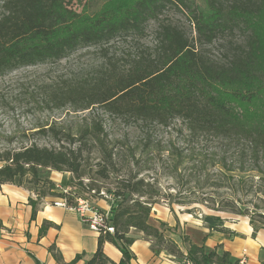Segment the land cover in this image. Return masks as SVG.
<instances>
[{"label":"trees","instance_id":"trees-1","mask_svg":"<svg viewBox=\"0 0 264 264\" xmlns=\"http://www.w3.org/2000/svg\"><path fill=\"white\" fill-rule=\"evenodd\" d=\"M0 2V77L58 62L81 49L117 39H141L149 23L158 22L157 45L152 51L133 58L126 71H108L88 86L57 87L49 95L48 107L59 110L72 106L87 111L100 105L128 122L165 128L181 121L192 137L206 136L226 143L239 160L228 163L225 158L220 164L230 173L246 174L238 177L241 184L246 179L254 184L256 179L250 192L264 203V0H204L205 9L192 0H120L116 5L107 3L93 15L68 9L65 0ZM172 6L187 13L195 39L178 26L160 21ZM236 35L243 40L236 41ZM219 39L227 42L222 60L204 49ZM237 101L261 111L240 109ZM259 103L261 107H257ZM39 132L51 133L57 145L49 148L32 143L0 152V189L16 184L31 190L36 196L30 199L34 215L46 198L64 199L69 206L79 198L88 200L86 195L91 193L94 199H104L95 181L110 178L118 146H109L103 125L96 121L91 128L80 127L75 133L58 128ZM86 152L87 156L99 154L93 171L87 170ZM175 152L173 155H180ZM132 162L130 167L137 171H129L117 181L116 189L108 192L114 208L106 225L114 228V234L103 229L98 232V249L86 264H132L131 246L136 240L132 231L151 240L156 254L165 252L184 264H245L222 246L208 251L194 244L178 226L163 222L159 227L151 225L150 216L161 193L156 183L140 177L146 170L141 161L133 156ZM45 170L69 173V191L59 192L50 178L43 177ZM85 177H89L88 184ZM226 204L218 211L245 215L234 201ZM254 216L251 222L264 227V212ZM52 226L45 222L40 236ZM175 234L181 236L184 250L173 239ZM106 242L121 251L119 263L105 255Z\"/></svg>","mask_w":264,"mask_h":264},{"label":"rangeland","instance_id":"rangeland-1","mask_svg":"<svg viewBox=\"0 0 264 264\" xmlns=\"http://www.w3.org/2000/svg\"><path fill=\"white\" fill-rule=\"evenodd\" d=\"M119 1L65 0V6L77 13L93 15L107 3L116 5ZM192 1L205 9L204 0ZM2 12L0 2V16ZM160 21L172 23L183 29L190 38H196L187 13L174 6L160 17ZM158 25V22H150L141 39H117L107 45L81 49L58 62L22 68L0 77V152L32 143L52 148L57 145L52 134H40L39 131L58 128L75 133L80 127L91 128L97 121L108 135L109 146H118L115 150L118 154L116 168L110 178L95 181L103 198L113 201V196L108 192L114 191L117 181L129 171H137L132 165L130 167L134 156L141 161V167L146 169L140 177L156 183L161 193V197L156 200L159 206L166 204L168 207L181 208L185 213L192 211L204 217V213H222L218 209L227 205V201H234L236 209L245 215L228 212L219 215L230 218L255 217V214L264 212V203L250 192L257 180L253 184L250 179H246L241 184L238 177H245L246 174L230 173L220 164L225 158L228 163L239 160L237 155L233 157L232 151L225 147L226 143L206 136L192 137L181 121H175L169 128H165L156 124L128 122L109 114L100 105L87 111L76 110L72 106L59 110L48 107L50 93L59 86H88L104 77L108 71H126L133 58L156 47ZM234 39L243 40L239 35ZM204 49L214 59L222 60L227 53V42L219 39ZM236 105L240 109L247 108L249 112L261 111L260 108H252V105L239 101ZM258 105L261 107L262 103ZM173 152L180 155H173ZM87 153V170L93 171L100 157L97 152L89 156ZM236 167H239V163H236ZM252 173L249 174H257ZM52 176L58 177L57 180L62 184L63 173L44 171L43 177L51 179ZM88 178H84L86 184L89 183ZM86 196L92 206L99 200L91 197L93 193Z\"/></svg>","mask_w":264,"mask_h":264},{"label":"crops","instance_id":"crops-1","mask_svg":"<svg viewBox=\"0 0 264 264\" xmlns=\"http://www.w3.org/2000/svg\"><path fill=\"white\" fill-rule=\"evenodd\" d=\"M62 184L58 177L52 176L59 192H67L70 187L69 173H63ZM35 194L26 187L5 184L0 189V264H86L98 249L99 234L92 231L81 216L72 210L58 207L54 203L61 199L46 198L36 215L30 199ZM95 207L110 214L113 201L99 199ZM185 213L181 208L164 204L153 207L150 224L159 227L166 223L189 236L197 245H203L210 251L222 246L234 259L245 264H260L264 261V227L252 223L248 217H223ZM45 222L52 223L44 236L40 231ZM216 228L222 230H216ZM135 243L131 246L134 256L132 264H184L165 252L156 254L153 242L142 233L132 231ZM173 239L184 250L179 234ZM54 248V253L51 252ZM105 255L115 263L122 259L121 251L112 243L103 245Z\"/></svg>","mask_w":264,"mask_h":264},{"label":"built area","instance_id":"built-area-1","mask_svg":"<svg viewBox=\"0 0 264 264\" xmlns=\"http://www.w3.org/2000/svg\"><path fill=\"white\" fill-rule=\"evenodd\" d=\"M58 207H64L66 209L77 212L81 219L88 224L89 228L98 233L100 230H107L109 233L114 234V228L106 225V220L110 217V214L100 213L94 206H92L88 200L76 199L74 206H69L64 199L58 200L54 203ZM242 263H245L242 261ZM189 264V263H187Z\"/></svg>","mask_w":264,"mask_h":264}]
</instances>
